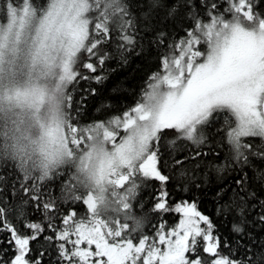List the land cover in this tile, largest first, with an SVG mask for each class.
Wrapping results in <instances>:
<instances>
[{
    "label": "snow or ice",
    "instance_id": "obj_1",
    "mask_svg": "<svg viewBox=\"0 0 264 264\" xmlns=\"http://www.w3.org/2000/svg\"><path fill=\"white\" fill-rule=\"evenodd\" d=\"M224 2L227 7L219 0H176L168 7L166 0H148L149 9L142 13L143 24L138 27L126 0H48L43 8L33 0H3L0 149L20 155L31 148L45 158L67 160L70 169L78 161L80 175L73 172L74 182L62 194L65 199L82 200L91 213L78 220L73 219L77 216L74 210L60 213L61 226L57 227L52 222L56 217L48 215L59 212L55 199L49 195L45 200L39 187L21 184L26 194L31 193L34 207L42 206L55 238L72 245H57L64 264H138L142 253V264H264V256L234 259L229 239L215 233L214 224L197 210L195 200L169 207L170 194L164 187L169 176L157 166L158 142L164 130H175L177 139H186L199 149L214 114L226 113L214 133L220 136L217 147L227 145L226 163L205 165L214 169L222 185L214 193L216 213L239 217L232 225L237 234L245 233V225L264 227V171L256 170L250 177L245 170L255 167L252 158L264 162V12L255 10L256 0ZM159 9L166 11L156 21L154 12ZM185 17L191 21L182 26L185 35L169 42L171 33L164 21L172 18L182 22ZM110 43L116 45L125 64L128 52L144 55L158 50L151 91L122 115L77 127L71 113L80 109L66 89L73 81L104 82L106 62L113 58L105 47ZM81 68L96 75H87ZM100 72L104 74H97ZM85 93L95 95L96 90L86 89ZM45 104L49 106L47 115L42 112ZM255 138L260 142L255 143ZM208 155L193 151L175 160L173 166L192 159L197 161L194 168L199 169L202 158ZM229 169L235 175L225 184L224 173ZM207 175L205 172V181ZM140 177L160 182L154 211L182 214L179 225L167 234L161 220L157 236L159 244L166 245L165 251L156 246L155 239L146 250L147 236L136 245L130 233L122 237L130 228L125 221L139 217L133 214L131 202ZM101 205L111 206L114 214L99 211ZM201 223L206 227L201 228ZM23 228L30 233L10 221L6 209L0 207V233L10 234L6 243L12 248L7 260L0 256V264H41L30 255V245L45 228L27 220ZM43 238L53 240L51 235ZM85 243L87 248H81ZM6 251L0 247V253Z\"/></svg>",
    "mask_w": 264,
    "mask_h": 264
},
{
    "label": "trees",
    "instance_id": "obj_2",
    "mask_svg": "<svg viewBox=\"0 0 264 264\" xmlns=\"http://www.w3.org/2000/svg\"><path fill=\"white\" fill-rule=\"evenodd\" d=\"M130 7L132 16L137 21V26L143 24L142 13L147 12L149 9L148 0H126ZM176 0H166L168 7H172ZM223 7H227L224 0H219ZM33 3L38 7H46L48 0H33ZM3 5V0H0V6ZM197 8H200L197 3ZM257 12H264V0H256ZM166 9H159L154 12L155 20L158 21L160 17L165 14ZM201 15L203 9L200 8ZM184 15V10H181ZM2 20V17H0ZM155 22V21H154ZM191 21L186 17L182 22H178L172 18L164 21L166 30L171 33L169 42L174 37L177 41L183 38L185 33L182 31V26L189 25ZM150 35V34H149ZM106 50L109 51L113 57L106 62L107 78L104 82L97 83L95 80L84 81L80 80L79 83L73 81L68 85L66 91L70 92L73 100L79 107V112L72 111V116L77 122V127H87L94 123L106 122L114 116L122 115L124 111H128L135 107L138 103L142 102L141 99L146 92V88L151 81V77L158 70L156 53L157 49H152L150 53L144 55H137L136 52L126 53L127 63L120 60L119 51L116 45L110 43L106 45ZM138 51V50H137ZM83 58H87V54H82ZM82 72L87 75H96L88 73L87 70L81 68ZM103 75V72L97 73ZM79 79V77L77 78ZM86 89H95V95H86ZM86 101V102H85ZM215 119L205 128L207 139L204 144L200 145L199 149L196 148L190 141L186 139H177L178 133L175 130H164L161 134L159 144L160 160L158 168L161 173L169 176L168 182L164 185L170 194L168 206L172 207L180 204L182 201L197 202V210L203 215L207 216L215 226V233H218L222 239H229L232 249V257L239 260H247L248 255L264 256V227L257 226L251 227L245 225V233L237 234L232 231L233 223L239 222V217L235 214H229L227 218L218 216L216 213L217 203L214 199V193L218 187L222 186L217 181V174L214 169H208L205 165L207 162H214L215 164L226 163L225 154L227 153V145L217 147L220 139L219 134L216 133V128L219 127L224 120L226 113L214 114ZM246 140L248 138H245ZM174 141V143H170ZM255 143L260 141L255 138ZM156 143L155 141L153 142ZM203 151L209 153L207 157L202 158L204 163L201 164L199 169L194 168L197 161L188 159L181 166H173L174 161L183 159L193 151ZM219 152L220 155H214ZM252 163L255 167H249L245 170L249 176L252 177L256 170L264 171V162L252 158ZM186 170L184 175H181V170ZM73 169L65 167L64 169L54 173L48 179H40L38 174H33L29 178L18 170L17 165L9 160H0V207H4L7 212V218L15 225L20 227L25 232L30 233L31 230L24 229L23 225L25 220L30 222H37L42 224L45 228L44 233L38 238L37 242L31 243L32 251L30 255L33 259H40L41 264H64L59 258L57 245L59 243H66L58 241L55 238V233L48 229V220L45 213L41 209L34 207V202L29 199L31 193H25L21 184L24 187L32 188L33 185L39 187L41 193L44 194V199L47 200L49 195L55 199L59 212L48 213V215L55 216L52 222L57 226H61L60 213L67 214L69 211H76L77 216L74 220L81 217L89 216L87 206L81 201H73L65 199L63 192L71 186L73 177ZM207 172V181L204 179V173ZM235 173L229 169L224 173V183H229ZM195 176L196 179H192ZM254 185L257 182H253ZM201 184L197 188L195 185ZM160 187V182L152 179H145L140 177L137 181V191L132 200V207L134 215L144 218V223L135 228V242L142 236L149 237L148 241H153L157 238V232L160 228L161 220L164 222L163 231H169L175 227L179 220V213L175 211H154L153 205L156 202L154 197ZM264 195V192H261ZM23 212V215H21ZM90 217V216H89ZM253 217H249L251 220ZM128 223V221H125ZM201 227L205 228L206 225L201 223ZM134 228H129L122 235L128 234ZM251 233V235H248ZM9 233H0V247L7 249L6 252L0 253L4 260H7L12 255V248L6 243ZM51 235L53 240L51 242L45 241L44 236ZM130 234V238L132 237ZM73 238V237H72ZM148 245V244H147ZM68 248L72 245L67 244ZM46 249V250H45ZM44 252L41 257L40 253ZM224 253L228 254V249H224ZM205 258L210 259L207 254H203ZM157 264V263H156Z\"/></svg>",
    "mask_w": 264,
    "mask_h": 264
},
{
    "label": "clouds",
    "instance_id": "obj_3",
    "mask_svg": "<svg viewBox=\"0 0 264 264\" xmlns=\"http://www.w3.org/2000/svg\"><path fill=\"white\" fill-rule=\"evenodd\" d=\"M48 110L49 106L45 104L42 112L47 115ZM62 111L63 109L61 108V113ZM4 159L14 162L22 174L28 175L29 177L33 174H38L41 179H48L58 170L68 166L67 160L45 158L38 152H32L31 148H29L27 154L20 155H13L10 150L4 151L0 149V160ZM73 170L76 175H80L78 161L73 165ZM98 210L110 216L114 214L111 206L105 207L101 205ZM128 223L131 228H139L144 223V218L137 217L135 220H129Z\"/></svg>",
    "mask_w": 264,
    "mask_h": 264
},
{
    "label": "rangeland",
    "instance_id": "obj_4",
    "mask_svg": "<svg viewBox=\"0 0 264 264\" xmlns=\"http://www.w3.org/2000/svg\"><path fill=\"white\" fill-rule=\"evenodd\" d=\"M201 59H202V58H201ZM151 82H153V81H150L149 84H150ZM149 84H148V86H147V88H146V92L151 91V88L149 87ZM146 92H145V93H146ZM145 93H144V96H145ZM144 96H143V98L141 99V101H143ZM233 119H234V118H233ZM119 131L121 132L122 135L124 134L122 129H120ZM118 139H119V137H118ZM257 139L259 140V138H257ZM127 186H128V185H125V187H127ZM120 191H123V189H120ZM177 213H179V212H177ZM121 215H123V213H121ZM89 216H91V213H90V212H89ZM181 219H182V214L179 213V220H178L177 224L175 225V227H173V228H176V227L179 225ZM200 227H201V224H200ZM201 228H202V227H201ZM171 230H172V229H171ZM171 230H169V231H171ZM169 231H167V232H169ZM167 232H166V230L164 231L165 234H167ZM128 233H130V234L132 233L133 236L131 237V239L133 240L134 245L138 244L139 239L135 242V229H132V230H131L130 232H128ZM126 235H128V234H126ZM122 237H123V235H122ZM72 239H75V237L73 236ZM109 239L111 240V238H109ZM117 239H120V238H117ZM173 239H174V237H173ZM152 242H153V241H151V240L146 242V250H147V248L152 244ZM147 244H148V245H147ZM156 246L159 247L161 251H165V250H166V245L159 244V242H158V236H157V238H156ZM80 247L86 249V248H87V245H86V243H85V244H82ZM94 249H95V246L93 245V246H92V250L94 251ZM143 256H144V254L142 253V254H141V260L138 261V264H142ZM93 259H94V258H93ZM156 263L159 264V261H156Z\"/></svg>",
    "mask_w": 264,
    "mask_h": 264
}]
</instances>
